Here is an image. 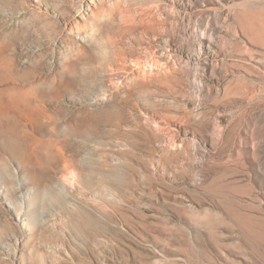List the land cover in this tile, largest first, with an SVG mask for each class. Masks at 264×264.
<instances>
[{
  "label": "rangeland",
  "instance_id": "rangeland-1",
  "mask_svg": "<svg viewBox=\"0 0 264 264\" xmlns=\"http://www.w3.org/2000/svg\"><path fill=\"white\" fill-rule=\"evenodd\" d=\"M14 166L0 264H264V0H0Z\"/></svg>",
  "mask_w": 264,
  "mask_h": 264
},
{
  "label": "bare ground",
  "instance_id": "bare-ground-1",
  "mask_svg": "<svg viewBox=\"0 0 264 264\" xmlns=\"http://www.w3.org/2000/svg\"><path fill=\"white\" fill-rule=\"evenodd\" d=\"M126 15V13H125ZM123 17V16H122ZM125 18V17H124ZM146 73V72H145ZM24 173H27L26 170L20 166H14L11 170L10 173L8 174H4V178H0V192H4L5 194H10L11 192H13L14 190H18V185L23 186L22 184L18 183L17 180L19 179L20 175H23ZM28 174V173H27ZM25 176V175H24ZM75 177V176H74ZM76 179V178H75ZM2 180V181H1ZM14 180V182L12 181ZM26 185L28 186L27 181ZM56 182L62 186L63 188L65 187H69L70 183L66 177V175L64 176H58V178H56ZM16 183V184H15ZM18 183V184H17ZM26 188V187H24ZM22 191V190H21ZM15 192V191H14ZM13 192V193H14ZM27 192H28V188H27ZM27 192L25 193V195L27 194ZM22 206V203H21ZM23 207V206H22ZM20 207V208H22Z\"/></svg>",
  "mask_w": 264,
  "mask_h": 264
}]
</instances>
